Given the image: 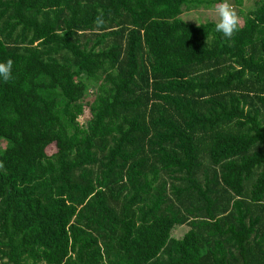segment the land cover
<instances>
[{
    "label": "trees",
    "instance_id": "1",
    "mask_svg": "<svg viewBox=\"0 0 264 264\" xmlns=\"http://www.w3.org/2000/svg\"><path fill=\"white\" fill-rule=\"evenodd\" d=\"M218 2L0 0V264H264V0Z\"/></svg>",
    "mask_w": 264,
    "mask_h": 264
},
{
    "label": "clouds",
    "instance_id": "2",
    "mask_svg": "<svg viewBox=\"0 0 264 264\" xmlns=\"http://www.w3.org/2000/svg\"><path fill=\"white\" fill-rule=\"evenodd\" d=\"M213 12L212 22L214 23L215 31L221 33L226 39L231 40L235 33L242 27V22L230 0H219L213 6ZM190 18H194L198 22V26L201 25L199 17ZM94 22L97 26L104 24L102 12L96 17ZM12 68L13 61L11 59L0 62V79L4 82L11 80Z\"/></svg>",
    "mask_w": 264,
    "mask_h": 264
},
{
    "label": "rangeland",
    "instance_id": "3",
    "mask_svg": "<svg viewBox=\"0 0 264 264\" xmlns=\"http://www.w3.org/2000/svg\"><path fill=\"white\" fill-rule=\"evenodd\" d=\"M232 6L235 8V10L237 11L242 24L244 23V17L245 14L252 8H254L256 0H243V3L241 5L236 4L234 0H230ZM214 15L213 12V6L209 7L207 5H200L197 8L191 9V10H187L184 9V12L181 14V17L188 22L191 23H198L194 18H190V17H199L201 22H205V21H212V17ZM190 18V19H189ZM94 87H91L89 90V93L86 97V99H84L85 101V105L84 106H80L81 112L82 114L79 116V122L83 125L86 126L88 123V120L90 119L91 116V112H90V108H89V104L90 102L93 100L94 98ZM5 143L2 144V146H4ZM57 150L56 145L52 144L48 147V153L52 154ZM189 229L188 225L184 224V225H180V226H176L173 230H172V236L176 237V238H180L184 235V233Z\"/></svg>",
    "mask_w": 264,
    "mask_h": 264
}]
</instances>
